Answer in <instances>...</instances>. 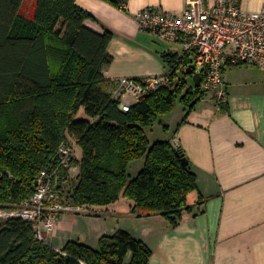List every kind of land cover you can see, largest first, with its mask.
I'll list each match as a JSON object with an SVG mask.
<instances>
[{
	"label": "trees",
	"instance_id": "obj_1",
	"mask_svg": "<svg viewBox=\"0 0 264 264\" xmlns=\"http://www.w3.org/2000/svg\"><path fill=\"white\" fill-rule=\"evenodd\" d=\"M103 1L128 10L129 0ZM33 8L31 16L27 0H0V264H150L152 250L126 230L104 236L98 248L69 242L57 250L36 238L31 222L2 214L23 208L41 171L55 168L60 147L74 141L83 152L72 163L78 182L67 192L75 206L107 207L124 196L132 213L161 214L177 227L204 199L191 202L200 192L184 150L171 138L152 142L148 131L159 124L168 134L165 117L177 99L191 111L208 92L179 78L124 112L104 75L113 32L89 29L91 15L76 0H35ZM162 57L178 68L176 54ZM82 109L87 118L78 119ZM140 160L133 177L129 169Z\"/></svg>",
	"mask_w": 264,
	"mask_h": 264
},
{
	"label": "crops",
	"instance_id": "obj_2",
	"mask_svg": "<svg viewBox=\"0 0 264 264\" xmlns=\"http://www.w3.org/2000/svg\"><path fill=\"white\" fill-rule=\"evenodd\" d=\"M185 1L129 0L125 12L103 0H76L91 15L85 22L89 29L113 32L108 48L113 62L105 68V78L115 83L168 72L162 54L178 58L181 46L142 32L136 15L154 8L180 16ZM27 4L32 9V0ZM240 5L258 11L264 8V0H240ZM223 75L227 99L221 106L207 93L208 98L191 111L184 109L173 123L165 119L172 142L184 150L197 177L200 193H193L191 202L195 205L200 195L204 199L194 212L184 214L180 224L172 227L161 214L132 213L133 201L122 196L107 207L62 213L49 243L57 250L69 242L88 245L87 232L78 228L80 219L75 217L89 222L104 218L114 222L103 230L105 236L128 231L152 250L150 264H264V70L245 66L228 75L226 66ZM195 86L194 82L190 88ZM73 170L80 174V167Z\"/></svg>",
	"mask_w": 264,
	"mask_h": 264
},
{
	"label": "built area",
	"instance_id": "obj_3",
	"mask_svg": "<svg viewBox=\"0 0 264 264\" xmlns=\"http://www.w3.org/2000/svg\"><path fill=\"white\" fill-rule=\"evenodd\" d=\"M136 21L142 32H150L164 43L180 45L182 50L176 69L160 76L121 78L115 82L113 99L120 102L124 112L147 96L170 87L178 80L172 79L173 73H185L190 66H194L195 74L201 75L202 90L212 92L218 106L227 99L223 75L226 66L246 64L264 70V8L246 11L240 0H186L180 16L147 8L136 15ZM185 57L192 60L190 65L182 62ZM126 98L134 103L125 101ZM75 144L70 142L60 147L57 166L41 171L35 193L22 209L2 214L31 222L40 241L49 242L60 215L70 211L60 199L59 188L69 178ZM64 170L69 171L68 175L63 176Z\"/></svg>",
	"mask_w": 264,
	"mask_h": 264
},
{
	"label": "rangeland",
	"instance_id": "obj_4",
	"mask_svg": "<svg viewBox=\"0 0 264 264\" xmlns=\"http://www.w3.org/2000/svg\"><path fill=\"white\" fill-rule=\"evenodd\" d=\"M34 4H35V0H32L33 7H34ZM33 7L31 9V11L29 12L31 14V16H33V14H34V8ZM245 66H251V65L245 64V65H242L240 67L245 68ZM240 67H234V66L228 65L227 66L228 75H229V73H232V71H235L237 68H240ZM179 77L185 80L187 88L193 87L194 81L192 79V76H187V75H185V73L180 72ZM209 94H210V96L213 95L212 92H209ZM207 96L208 95H206L204 97V99L208 98ZM125 101L132 103V104L134 103L133 99H131V98H126ZM184 109H186V106L184 104H182L179 99H177V102H176V105H175L173 111L171 112V114L166 116L165 119H171L170 122L173 123L174 122L173 119L174 118L177 119L180 115H182ZM77 118L78 119L87 118L84 109L81 110V112L78 114ZM165 122H166V120H165ZM148 134H149L150 140L152 142L154 140H165V139L171 138L170 137L171 133H169V135H166V133L162 129V126L159 124L155 125V127L152 130H149ZM82 153H83L82 148L80 146H78L77 144H75V157L80 158ZM140 163H142V162L132 163L129 171L133 177L136 176L137 167ZM73 168H75V166H72V168L70 169V173H71L70 176L71 177L69 176V178L66 180V182L60 183L61 184L60 188H59L60 194H61L60 199L70 209V211H66V212H82V211H85L88 209H86L84 207L75 206L69 199H67V192L73 191L75 185L78 182V178L80 175V174L79 175L77 174L78 170L75 171V170H73ZM66 212H63V213H66ZM75 218L78 220L80 219L79 220L80 223L77 226L79 229H83V227H84V230L87 232V236L89 237L87 243L89 246H91L93 248H98L100 246V240L105 236V233H103L105 231H103V230H107V226L111 227L114 224V222L112 220H106L104 218H93V220L91 222L85 220L86 219L85 217L76 216ZM86 222H89V223L86 224ZM105 223H106V227H105ZM107 223H109V224H107ZM86 225H88V227L93 229V231L91 233L89 232L88 227Z\"/></svg>",
	"mask_w": 264,
	"mask_h": 264
},
{
	"label": "water",
	"instance_id": "obj_5",
	"mask_svg": "<svg viewBox=\"0 0 264 264\" xmlns=\"http://www.w3.org/2000/svg\"><path fill=\"white\" fill-rule=\"evenodd\" d=\"M185 75H187V76H193L196 87H199V88L201 87L202 77H201V75L199 73H196L195 74V68H194V66L188 67L185 70ZM199 101H200V97L196 98L193 101V103L190 105V107L195 106ZM187 164H188V161L187 160H184V165H187Z\"/></svg>",
	"mask_w": 264,
	"mask_h": 264
}]
</instances>
